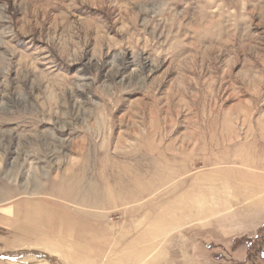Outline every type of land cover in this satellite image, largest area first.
I'll return each mask as SVG.
<instances>
[{"label":"rangeland","instance_id":"obj_1","mask_svg":"<svg viewBox=\"0 0 264 264\" xmlns=\"http://www.w3.org/2000/svg\"><path fill=\"white\" fill-rule=\"evenodd\" d=\"M0 264H264V0H0Z\"/></svg>","mask_w":264,"mask_h":264},{"label":"bare ground","instance_id":"obj_2","mask_svg":"<svg viewBox=\"0 0 264 264\" xmlns=\"http://www.w3.org/2000/svg\"><path fill=\"white\" fill-rule=\"evenodd\" d=\"M178 170H179V169H178ZM139 174H140V173H139ZM180 175H182V174H180ZM126 178H127V177H126ZM114 179H115V178H114ZM135 179H136V178H135ZM138 179H139V178H138ZM131 181H132V180H131ZM135 181H136V180H135ZM135 181L133 182V184L136 183ZM114 183H115V182H114ZM115 184H116V183H115ZM136 184H137V183H136ZM117 185H118V182H117ZM138 185H139V184H138ZM113 186H115V185H113ZM113 186H112V187H113ZM119 187H121V186H119ZM122 187H123V185H122ZM125 188H126V187H125ZM128 188H129V187H128ZM116 189H118V188H116ZM121 189H123V188H121ZM123 190H124V189H123ZM125 190H126V189H125ZM118 191H119V190H118ZM123 192H124V191H123ZM136 192H138V191L136 190ZM136 192H135V193H136ZM150 192H151V191H150ZM135 195H137V193H136ZM42 217H43V216H42ZM54 218H55V217H54ZM45 219H46V218H45ZM53 222H54V221H53ZM48 224H49V223H48ZM37 241H38V240H37Z\"/></svg>","mask_w":264,"mask_h":264}]
</instances>
